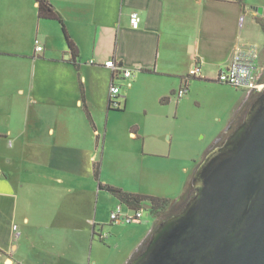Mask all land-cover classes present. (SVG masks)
Returning <instances> with one entry per match:
<instances>
[{
    "label": "crops",
    "instance_id": "crops-1",
    "mask_svg": "<svg viewBox=\"0 0 264 264\" xmlns=\"http://www.w3.org/2000/svg\"><path fill=\"white\" fill-rule=\"evenodd\" d=\"M49 1L76 44L73 49L57 19L39 17L37 0H0L5 21L0 32L33 34L35 43L39 37L43 43L42 51L22 43L0 49L13 58L0 62V264H100L99 236L108 233L107 241L113 235L106 227L114 225L111 214L120 202L110 192L104 195L108 203L102 201L96 164L101 175L117 162L140 171L146 157L165 148L149 143L136 124L122 129L115 124L121 95L113 98L117 105L111 103V86L121 77L145 75L161 106L175 103L178 110L192 80H215L238 48L257 44L251 28L261 24L264 30V0ZM134 12L140 17L137 27L130 21ZM263 52L258 63L264 67ZM112 59L132 76L107 66ZM195 65L201 77L189 80L187 93L178 98ZM213 70L216 76L210 77ZM251 95L246 90L227 131ZM125 206L124 213L133 212ZM157 223L154 215L134 228L144 227L122 264Z\"/></svg>",
    "mask_w": 264,
    "mask_h": 264
},
{
    "label": "rangeland",
    "instance_id": "rangeland-1",
    "mask_svg": "<svg viewBox=\"0 0 264 264\" xmlns=\"http://www.w3.org/2000/svg\"><path fill=\"white\" fill-rule=\"evenodd\" d=\"M2 22L5 23L0 20V23ZM251 30L254 37L252 39L263 51L264 30L261 24L255 30L254 27ZM32 35L16 37L0 32V49L20 43L24 47L30 48L36 45L35 35ZM38 40L43 44L40 37ZM8 59L13 58L0 54V62L4 63ZM216 73L213 70L208 75L215 77ZM135 74L138 75L136 72ZM134 81L137 82L134 83ZM130 82L133 85L130 86ZM150 84L145 75L137 77V79L121 77L117 80L115 85L120 88L119 94L121 95L117 97V100L121 102L122 107L121 111L115 114L114 122L121 129L130 124H136L141 128L149 143L155 145L161 143L160 145H165V148L161 149V155L146 157V164L141 169L142 171L135 170L138 165L132 170V165L128 164L127 166L123 162V164L117 162L116 169L106 171L104 175L100 174L99 180L102 183H106V180L113 182L114 184L111 183V185L128 192L157 194L158 197L168 198L173 203L187 191L188 183L191 182L199 164L205 158L209 146L219 135L228 130L229 121L237 106L241 104L247 89L246 87L237 88L205 77L194 79L190 85L191 93H188L182 100L180 108L176 110L175 103L169 107L161 106L160 102L151 95ZM253 99L252 94L244 110H241V117L244 118ZM120 140L123 144V137ZM104 195L111 196V194L103 191L102 201L108 203V199H105ZM170 211L171 207L157 216V225L165 219ZM105 213L104 210L103 216H107ZM148 220H154L151 210H144L141 220L131 224L120 220L113 226L108 225L106 230L108 232L113 229V235L107 241H102V246L98 249L102 258L100 264H109L110 262L122 264L135 248L138 234L144 227L134 228L139 224L147 223Z\"/></svg>",
    "mask_w": 264,
    "mask_h": 264
},
{
    "label": "water",
    "instance_id": "water-1",
    "mask_svg": "<svg viewBox=\"0 0 264 264\" xmlns=\"http://www.w3.org/2000/svg\"><path fill=\"white\" fill-rule=\"evenodd\" d=\"M192 185L182 210L128 264H264V91L207 153Z\"/></svg>",
    "mask_w": 264,
    "mask_h": 264
},
{
    "label": "built area",
    "instance_id": "built-area-1",
    "mask_svg": "<svg viewBox=\"0 0 264 264\" xmlns=\"http://www.w3.org/2000/svg\"><path fill=\"white\" fill-rule=\"evenodd\" d=\"M131 24L137 27L140 21L139 14L137 12L131 15ZM37 51H42L43 46L36 40ZM260 49L257 45H252L247 48H238L234 54L232 63L226 68L221 70L216 76L215 80L221 83L230 84L234 87L241 88L246 87L250 94L262 93L264 91V67L259 65ZM107 66L111 67L113 70L121 71L125 77H130L133 74L131 69H126L119 66L115 60H109L106 63ZM201 68L198 65L193 66L188 76L185 80V85L179 89L176 93L178 98H182L187 93L188 81L195 77H201ZM110 93L112 97V103L117 105L113 98L120 93V88L113 84L110 88ZM132 213H124L122 211V204H119L117 210L112 212L111 218L114 222L124 220L125 222L132 223L141 220L143 216V209L132 210ZM17 231V227L15 226ZM19 235V232H16ZM108 233L103 235L100 234L101 239H105Z\"/></svg>",
    "mask_w": 264,
    "mask_h": 264
},
{
    "label": "trees",
    "instance_id": "trees-1",
    "mask_svg": "<svg viewBox=\"0 0 264 264\" xmlns=\"http://www.w3.org/2000/svg\"><path fill=\"white\" fill-rule=\"evenodd\" d=\"M37 1H38V15H39V17L40 18H46V19H57L62 25V29H63L64 35H65V38L67 40L68 47L70 49H73L74 47H76V44H74V42L71 40L70 36L68 35V32H67L65 24H64V20L62 19L60 14L53 8L50 1L49 0H37ZM243 119H244L243 116L241 117L239 114L236 117V119L234 120L229 131H227V133L225 134L224 139L222 138L221 141L220 140L217 141V143L214 147H217V146L221 145L222 143H224L227 136L232 133V131L243 121ZM95 176L98 180L100 179V163L96 164V166H95ZM100 186L102 189H104V190L110 192L112 195H114L119 200L120 204L126 205L131 210H140V209L151 210L155 216H159V215L163 214L164 212H166L169 207H171V211L169 212V214H167L165 219H167L171 215L176 214L180 211V210L174 211V209L180 204V202H182V201H184V199H186L188 193L193 189L192 180H191V182L188 185L187 191L178 199V201H174L172 203V201L168 198H162V197H158V196L141 194V193L128 192L122 188H119V187L111 185V184H105V183L100 182ZM146 204H150L151 209L145 208L144 206ZM165 219H163V220H165ZM148 240H149V238L144 242L143 245H145L148 242ZM102 241H104V240L102 239ZM143 245H142V247H143ZM142 247L135 254V256H137L141 252Z\"/></svg>",
    "mask_w": 264,
    "mask_h": 264
},
{
    "label": "flooded vegetation",
    "instance_id": "flooded-vegetation-1",
    "mask_svg": "<svg viewBox=\"0 0 264 264\" xmlns=\"http://www.w3.org/2000/svg\"><path fill=\"white\" fill-rule=\"evenodd\" d=\"M263 79H264V74H263ZM261 94H262V93H254V94H253V98L255 99V98L259 97ZM254 99H253V100H254ZM244 116H245V115H244ZM224 136H225V135H223V136L221 137L220 141L222 140V138L224 139ZM193 192H194V189H192V190L188 193L186 199H184V201L180 202V204L174 209V211H179V210H181V209L184 207V205H185L187 199L193 194Z\"/></svg>",
    "mask_w": 264,
    "mask_h": 264
}]
</instances>
